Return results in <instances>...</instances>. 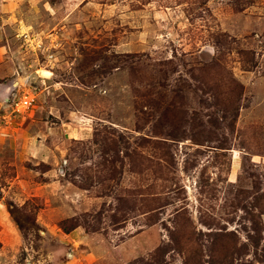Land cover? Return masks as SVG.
Listing matches in <instances>:
<instances>
[{"label":"rangeland","instance_id":"1","mask_svg":"<svg viewBox=\"0 0 264 264\" xmlns=\"http://www.w3.org/2000/svg\"><path fill=\"white\" fill-rule=\"evenodd\" d=\"M228 261L264 264V0H0V264Z\"/></svg>","mask_w":264,"mask_h":264},{"label":"built area","instance_id":"2","mask_svg":"<svg viewBox=\"0 0 264 264\" xmlns=\"http://www.w3.org/2000/svg\"><path fill=\"white\" fill-rule=\"evenodd\" d=\"M15 105H16V107H18V108H16V110L19 111L20 110V107H22V108H28L29 106L32 105V102L29 101L28 99H23V100H20L18 102V104L16 103Z\"/></svg>","mask_w":264,"mask_h":264},{"label":"trees","instance_id":"3","mask_svg":"<svg viewBox=\"0 0 264 264\" xmlns=\"http://www.w3.org/2000/svg\"><path fill=\"white\" fill-rule=\"evenodd\" d=\"M247 249L246 247H244L243 249L239 250L241 252H245ZM233 258V255L231 257H229V260ZM228 264H231V261H228Z\"/></svg>","mask_w":264,"mask_h":264}]
</instances>
